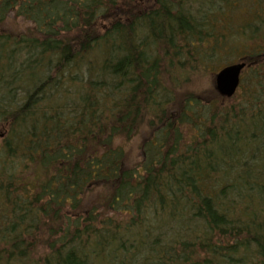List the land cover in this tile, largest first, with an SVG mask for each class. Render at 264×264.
<instances>
[{"label":"trees","instance_id":"trees-1","mask_svg":"<svg viewBox=\"0 0 264 264\" xmlns=\"http://www.w3.org/2000/svg\"><path fill=\"white\" fill-rule=\"evenodd\" d=\"M0 134V264L264 254V0H0Z\"/></svg>","mask_w":264,"mask_h":264},{"label":"rangeland","instance_id":"rangeland-1","mask_svg":"<svg viewBox=\"0 0 264 264\" xmlns=\"http://www.w3.org/2000/svg\"><path fill=\"white\" fill-rule=\"evenodd\" d=\"M212 77L209 75V73L201 74L199 72H195L193 77L191 78L190 86H188L189 90H195L197 93L201 92L202 97H210L208 94L209 90H212L211 87V81ZM208 91V92H207ZM207 92V94H206ZM204 98H201L204 100ZM144 132V129L139 131L134 137H130L127 141H125V151L128 155V160L130 164L132 165L135 160L137 159L136 156V144L139 142L140 138L142 137V133ZM123 142V140H121ZM164 221L161 222V226L164 229L171 228L174 229L173 223L170 221ZM233 240L228 239L227 237H223L221 241H218L216 238H212V242L216 244L215 251L212 252L208 251L207 254L204 253L202 250H200V247H196L193 249L188 257H190V260L196 264H264V254H260L257 252L256 244L252 242V239L248 240H238V245L241 244V248L239 251H237L234 255V253L230 252V248L225 247L227 243H231ZM219 245H222L223 247H219ZM227 248V249H226ZM178 252V250H177ZM165 255H168L167 253L160 252L157 256V259L153 260L152 264H162L163 263V257ZM203 259H206L204 261ZM181 261H183V258L179 257L176 252L173 254V260L166 261V264H184ZM229 261V262H227Z\"/></svg>","mask_w":264,"mask_h":264},{"label":"water","instance_id":"water-1","mask_svg":"<svg viewBox=\"0 0 264 264\" xmlns=\"http://www.w3.org/2000/svg\"><path fill=\"white\" fill-rule=\"evenodd\" d=\"M244 66V62H236L219 69L213 77L215 90L222 96L231 97L238 88L241 71Z\"/></svg>","mask_w":264,"mask_h":264}]
</instances>
